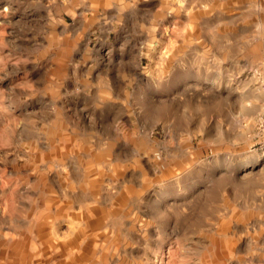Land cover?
I'll return each mask as SVG.
<instances>
[{
  "label": "rangeland",
  "instance_id": "obj_1",
  "mask_svg": "<svg viewBox=\"0 0 264 264\" xmlns=\"http://www.w3.org/2000/svg\"><path fill=\"white\" fill-rule=\"evenodd\" d=\"M0 264H264V0H0Z\"/></svg>",
  "mask_w": 264,
  "mask_h": 264
},
{
  "label": "bare ground",
  "instance_id": "obj_2",
  "mask_svg": "<svg viewBox=\"0 0 264 264\" xmlns=\"http://www.w3.org/2000/svg\"><path fill=\"white\" fill-rule=\"evenodd\" d=\"M262 27V25H261V23H259V28H261Z\"/></svg>",
  "mask_w": 264,
  "mask_h": 264
}]
</instances>
